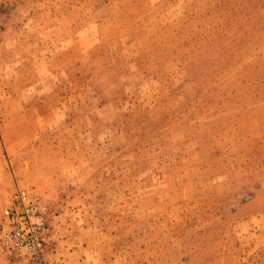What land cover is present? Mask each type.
<instances>
[{
	"label": "rangeland",
	"instance_id": "1",
	"mask_svg": "<svg viewBox=\"0 0 264 264\" xmlns=\"http://www.w3.org/2000/svg\"><path fill=\"white\" fill-rule=\"evenodd\" d=\"M15 187L40 264H264V0H0Z\"/></svg>",
	"mask_w": 264,
	"mask_h": 264
},
{
	"label": "built area",
	"instance_id": "2",
	"mask_svg": "<svg viewBox=\"0 0 264 264\" xmlns=\"http://www.w3.org/2000/svg\"><path fill=\"white\" fill-rule=\"evenodd\" d=\"M52 240L43 199L15 187L0 212V253L8 260L40 264Z\"/></svg>",
	"mask_w": 264,
	"mask_h": 264
}]
</instances>
